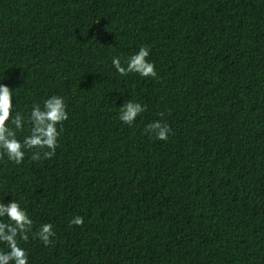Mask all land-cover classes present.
I'll return each mask as SVG.
<instances>
[{
	"label": "trees",
	"instance_id": "16d2710c",
	"mask_svg": "<svg viewBox=\"0 0 264 264\" xmlns=\"http://www.w3.org/2000/svg\"><path fill=\"white\" fill-rule=\"evenodd\" d=\"M140 46L158 76H120ZM3 76L21 111L70 110L53 157L0 158V199L56 231L30 264H264V0H0Z\"/></svg>",
	"mask_w": 264,
	"mask_h": 264
},
{
	"label": "clouds",
	"instance_id": "9594fccd",
	"mask_svg": "<svg viewBox=\"0 0 264 264\" xmlns=\"http://www.w3.org/2000/svg\"><path fill=\"white\" fill-rule=\"evenodd\" d=\"M150 55L149 46H140L126 57L114 54L111 65L120 76L137 74L156 78V62L150 59ZM4 79L5 76L0 81ZM17 89L0 82V158H6L17 165L22 164L29 153L33 161L49 159L56 154L64 132V121L70 117L67 98L61 94H52L42 102H33L30 111L25 113L19 109ZM146 110L147 105L142 102L126 99L119 106L118 118L132 126ZM160 115L163 117L164 114ZM145 132L157 140H167L172 129L161 119L149 122ZM6 196L0 199V264H30L29 250L23 246L29 240V233L47 247L56 236L54 225L45 222L38 231L32 232L34 222L29 209L13 194V199L5 202ZM83 223L84 218L77 215L69 221V226Z\"/></svg>",
	"mask_w": 264,
	"mask_h": 264
}]
</instances>
